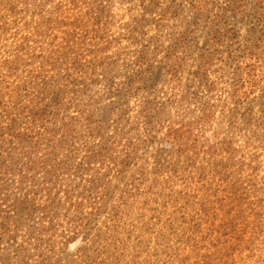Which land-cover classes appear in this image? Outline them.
<instances>
[{
    "label": "rangeland",
    "instance_id": "rangeland-1",
    "mask_svg": "<svg viewBox=\"0 0 264 264\" xmlns=\"http://www.w3.org/2000/svg\"><path fill=\"white\" fill-rule=\"evenodd\" d=\"M250 1L221 23L226 32L190 30L171 55L176 76L166 68L171 34L195 28L183 0L160 3L177 12L164 29L140 26L138 0H75L64 16L67 24L79 18L70 37L47 32L31 8L13 17L0 8V166L12 122L23 130L54 94L63 98L60 110L29 125L40 146L23 170L39 184L20 192L18 177L0 168V264H102L106 252L104 264H264V54L238 68L244 49L264 40ZM238 79L249 84L238 90ZM183 127L175 142L167 138ZM106 149L115 165L83 164ZM53 178L76 196L61 213L24 220L13 212L11 194L36 193V205H48L44 183ZM82 194L83 215L93 212L83 224L69 206ZM42 220L58 223L53 235L40 232ZM96 236L98 259L88 240Z\"/></svg>",
    "mask_w": 264,
    "mask_h": 264
},
{
    "label": "trees",
    "instance_id": "trees-1",
    "mask_svg": "<svg viewBox=\"0 0 264 264\" xmlns=\"http://www.w3.org/2000/svg\"><path fill=\"white\" fill-rule=\"evenodd\" d=\"M69 2V5H64L62 0H1L0 1V8L1 10L8 8V14L9 16H16L20 13V10H18L19 6H22L24 10L27 8H31V15L32 16H39L40 17V24L45 27L47 32L56 30L62 33V35H65L67 37H70V27L72 29H78V16L75 17L74 22L71 24H67L65 22L66 17L65 13H67L70 9H74L76 7V4H74L75 0H67ZM140 3V7L142 10V18L139 20L138 23H140V26L143 27L144 25L147 26H154L156 29H164L168 22L172 21L170 20V17L177 15V12L172 8L167 9H159L160 3H165L167 0H138ZM186 4L185 9L191 14L193 20L192 25L193 27H189V29H183L180 28V25L176 29L175 32L171 34L170 39V46L168 51L167 58V65L166 68L169 69L167 74H170L172 76H176V72L172 71L174 67H177L178 64H176L174 59H171V55L175 54V49L179 47L180 45H186L184 41L187 40L189 35L192 34V31L190 30H198V32H201L206 37H212L216 33H219L220 30H224L226 32V25H222L221 23H225L224 20L228 17V15H236L240 11L242 13L248 9V2L250 0H183ZM5 2V7L2 5ZM250 2H253V7L256 8V19L253 23L254 26H256L257 29H259V33L264 36V0H252ZM51 6V11H45L46 6ZM73 7V8H72ZM28 12V11H26ZM176 21V20H173ZM226 29H222V28ZM75 33V32H74ZM135 40V39H133ZM161 40L156 41L154 44H158ZM206 45L209 44V42L205 43ZM197 46V45H196ZM149 47V42L147 43V48ZM211 47V46H210ZM252 47V46H251ZM250 46H247L242 53H245V55L241 58L240 61H238V64L241 66H245L247 68H251L253 64H261L263 60V54H264V40L254 46V48H251ZM257 48V49H256ZM256 49V50H255ZM168 50V49H167ZM246 51V52H245ZM258 52H260L258 54ZM256 54L258 55L259 59L256 58ZM255 58L254 63L252 60ZM258 59V61L256 60ZM264 64V63H262ZM136 67H141L139 65V59L136 60ZM243 67V68H245ZM245 68V69H247ZM138 73H143L142 70H138ZM245 75L244 77H246ZM241 80V78H240ZM238 79L239 88L238 90H243L245 86L249 84V82H241ZM87 89L83 87L81 92H86ZM264 91L262 90V93ZM63 98L62 93L57 92L54 94V96L51 98L50 102L45 105L42 109L38 110V113L36 115L31 116V120L28 121L25 124V127L22 129H19L18 126L12 122V124L7 129V133H4L7 137L10 138V147H9V154L7 159L9 161L1 162L2 165L0 168H5L9 172H13L14 175L18 177L16 184L17 189L19 187V191L21 192L23 189V185L25 183H29L34 187L35 185H38L39 183L36 180L27 181L29 178L26 176V173H29V170L24 171V167L28 165V163H25L24 160L30 162L33 161L31 156H33L36 152V150L39 148L40 143L37 142V139L35 141V137L32 136V134L29 132V125H34L39 121L47 119L48 116L53 115V113L57 110H60L63 107ZM203 112V111H202ZM40 113V114H39ZM208 116L205 117L204 115H201L197 122L199 123H206L208 120ZM62 130L60 132H55L57 135H61L66 137L68 134V128L67 125H62ZM188 127V126H187ZM184 127L177 130L169 131V134H167V138H172L173 142H175L177 135L184 133L182 132ZM186 132V131H185ZM60 137V136H58ZM54 138V137H53ZM56 138V137H55ZM113 153H111V149H106L99 151L96 154L87 155L83 159V164H85L87 167H90L94 164H107L109 165L110 162L113 163V165L116 164L115 159L112 156ZM5 160V159H4ZM110 163V164H112ZM38 163L31 164V169H36ZM29 166V165H28ZM90 187L89 189H93L94 191H97V182L96 180L89 181ZM44 185H47L44 190H46V194L48 195V202L49 204L45 205H36L34 197L36 196V193H34V197L30 196L29 193L25 192L23 194H11L8 195L9 197L6 199L7 202H11L13 207V212L16 215H20L21 217H24V220L31 219L34 216L35 213H43L48 214V212H51V210H58L61 209L69 202L72 201L73 198V191L71 190L70 186L65 185L64 183L60 182L58 179L53 178L52 181L48 183H44ZM83 194L79 196V201L76 204H69L71 207L72 212L74 215L78 214L81 216L80 221L81 223H86L90 221L92 214H89L88 216L83 215V207L86 206L87 200L83 198ZM95 211V209H94ZM67 214V213H64ZM58 216V215H57ZM46 218V217H44ZM58 217L54 219V221L57 220ZM73 218L67 217L66 224L72 225ZM46 223V227L45 224ZM41 229L40 232H47L49 231L50 234H54L56 231V228L58 227V223L55 222L51 225L49 222H45V220H42L40 222ZM112 234L109 236V240H112ZM82 235V236H81ZM88 236L86 233H79L76 235H73L69 239L66 240L68 243L70 240L71 242L75 239L82 237L86 238ZM87 240V239H85ZM91 244L95 245L98 251V255H95V259L101 258L104 254L102 252V249L104 246H101V241L99 240L98 236L94 238H88ZM69 244V243H68ZM102 247V249H101ZM108 250L111 249V246H107ZM107 251V250H106ZM109 252L104 254V259H102L104 264V261H107V256Z\"/></svg>",
    "mask_w": 264,
    "mask_h": 264
}]
</instances>
